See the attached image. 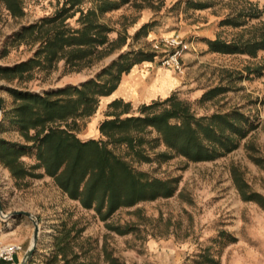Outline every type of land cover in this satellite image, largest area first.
<instances>
[{"label": "rangeland", "instance_id": "rangeland-1", "mask_svg": "<svg viewBox=\"0 0 264 264\" xmlns=\"http://www.w3.org/2000/svg\"><path fill=\"white\" fill-rule=\"evenodd\" d=\"M189 1L131 0L119 10L107 13L101 21L114 29L109 34L110 43L119 38H125L126 43L116 46L118 48L92 67L77 71L67 68L65 61H61L50 72L35 69L22 77L0 74V138L33 147L21 158L28 167L37 164L36 149L34 142H27L18 129L4 119L5 112L18 104L9 89L45 95L68 86H79L95 79L120 55L141 49L154 52L157 65L163 68L161 60L165 54L162 51L171 49L156 50L154 45L175 36L189 44V51L182 58L184 74L171 69L185 80L170 96L187 102L197 117L240 110L256 126L237 150L214 161L198 163L188 161L158 142L159 136L154 130L144 134L147 140L144 150L151 162L138 160L126 145L110 143L109 148L136 171L146 173L150 178L178 179L179 183L173 197L122 208L106 222L93 209H84L78 201L71 200L52 178H30L25 183L27 178L14 179L0 163V184L2 181L11 184L13 180L12 188L38 195L42 200L40 208L47 213L43 224L45 232L41 242L39 237L33 256H37V264H63L61 257L56 261L53 258L57 253V240L69 232L71 239L79 231L82 232L71 245L74 251L84 253L81 261L88 263L110 264L104 256V249H107L118 264H264V210L257 202L243 200L232 176V169L238 168L250 185L247 193L264 197V51L250 57L212 52L209 47V42L218 38L231 42L241 36L248 39L252 33L261 31L264 28V0H195L194 3L207 5L203 9L192 8ZM64 2L23 0L26 15L13 18L0 1V67H14L35 56L40 46L35 41L36 34L26 35L22 40H16L14 35L44 17L54 15ZM94 3V0H83L80 7L86 11ZM244 11H252L256 18H238ZM79 16L77 14L68 21L73 28L80 27ZM228 18L239 20L243 26L223 25ZM145 25L146 29L137 36ZM217 88L222 92L205 98V94ZM166 99L141 105L122 100L131 105L130 114L123 118L139 116L138 109L142 105ZM111 103L103 104L101 98L94 116L76 120L73 129L80 139L106 141L99 126L113 118L110 116L114 113V109L109 108ZM162 109L164 107H159L158 111ZM166 155L170 159H164ZM36 173L43 174L44 170L39 169ZM255 199L259 201L260 198L256 196ZM9 207L20 208L12 200ZM68 211L71 214L67 216ZM48 221L51 224L48 225ZM109 226L132 230L121 236L110 231ZM31 245L32 241L28 249ZM72 256L70 252L69 258Z\"/></svg>", "mask_w": 264, "mask_h": 264}, {"label": "trees", "instance_id": "trees-1", "mask_svg": "<svg viewBox=\"0 0 264 264\" xmlns=\"http://www.w3.org/2000/svg\"><path fill=\"white\" fill-rule=\"evenodd\" d=\"M0 1L13 18L26 15L23 0ZM82 1L65 0L54 15L44 17L16 33V40L36 34L35 41L40 44L39 49L28 61L14 67H0V74L22 77L35 69L50 72L61 61H65L67 68L81 71L110 55L118 48L116 46L125 45V38L110 43L109 34L114 29L101 19L107 13L129 4L131 0H94V6L86 11L80 7ZM194 1H189L194 9L207 6ZM77 14L80 15L77 20L80 27L73 28L68 21ZM241 17L256 18V15L252 11H244L238 15V18ZM222 24L243 26V23L233 18L224 20ZM146 26L141 28L137 36ZM209 47L212 52L221 54L256 57L259 51H264V28L252 33L248 39L241 36L228 42L218 38L210 41ZM156 56L154 52L142 49L127 52L95 79L45 95L9 89L18 104L5 112L4 119L9 120L27 142H34L37 164L28 167L21 160L33 147L1 138L0 163L16 180L44 176L52 178L71 200L78 201L84 209H93L104 222L122 208H133L141 202L173 197L178 189V179L150 178L146 173L136 171L108 145H126L138 160L151 162V157L144 150L147 143L144 134L154 130L159 136L158 142L161 141L172 152L188 161H214L237 150L241 142L256 129L249 117L240 110L197 117L187 102L172 95L163 102L142 105L138 109L139 116L124 118V115L130 114L131 105L122 100L113 101L109 105V108L114 109L110 115L113 118L103 121L99 126V132L106 141L82 140L73 129L77 119H88L96 114L101 98L115 92L123 74L145 61L153 62ZM219 92L222 89H214L205 94V98ZM159 107L164 109L158 111ZM70 120L74 122L73 125L68 123ZM64 123L67 125L63 126ZM164 159H170V156L166 155ZM39 169H43L44 173L37 174ZM232 176L243 200L257 202L264 210V197L254 192L247 193L250 185L245 181L243 173L233 168ZM256 196H259V201L255 199ZM109 230L124 236L132 229L109 226ZM78 233L70 239L69 232L57 240L54 260L61 257L63 264H97L81 261L84 253L73 250L71 242L76 240ZM70 252L73 253L72 258H69ZM104 256L110 264H118V260L107 249H104Z\"/></svg>", "mask_w": 264, "mask_h": 264}, {"label": "crops", "instance_id": "crops-1", "mask_svg": "<svg viewBox=\"0 0 264 264\" xmlns=\"http://www.w3.org/2000/svg\"><path fill=\"white\" fill-rule=\"evenodd\" d=\"M184 80V77L176 74L171 69L158 66L155 60L153 62L145 61L134 66L128 74H124L117 90L110 96L103 98L102 101L103 104H109L115 100H123L136 105L147 104L159 98H168L174 91L182 87ZM29 180L31 179L27 178L24 182L28 183ZM2 182L0 184L2 185L0 186V197L3 212L9 215L17 212L30 213L34 219L41 223V242L42 234L45 232L43 224L46 222L45 218H47L46 211L40 208L41 198L35 194H28L27 191H18L17 188H12L13 180H11V184L7 181ZM32 185H36V183ZM30 192L32 193V189ZM11 200L15 201L20 208L9 207ZM70 214L71 211L70 213L69 211L65 213L67 216ZM61 222L63 223V221ZM47 224L51 223L48 221ZM33 234L34 222L30 217L13 215L9 219H3L0 216V239L6 243L21 244L25 248V250L16 255L15 264L22 263L32 241ZM46 255L49 256V254ZM35 261H37V256L33 257L29 264H37Z\"/></svg>", "mask_w": 264, "mask_h": 264}, {"label": "built area", "instance_id": "built-area-1", "mask_svg": "<svg viewBox=\"0 0 264 264\" xmlns=\"http://www.w3.org/2000/svg\"><path fill=\"white\" fill-rule=\"evenodd\" d=\"M162 47L171 49V51H162V53L165 55L161 60V64L166 68L174 69L179 74H184V65L182 64V58L185 53L189 51V44L182 40L180 37L175 36L162 39L159 43H156L154 45V48L156 50H161ZM7 215L9 214H5V216ZM23 250L24 248L21 244L6 243L0 239V263L4 262L8 264H15L16 255Z\"/></svg>", "mask_w": 264, "mask_h": 264}, {"label": "water", "instance_id": "water-1", "mask_svg": "<svg viewBox=\"0 0 264 264\" xmlns=\"http://www.w3.org/2000/svg\"><path fill=\"white\" fill-rule=\"evenodd\" d=\"M0 214H1L3 219H9L13 215H25L27 217H30L33 220V222H34V234H33V237H32V245L27 250L22 263H20V264H29V262L31 261V259L34 256V254L36 252V249H37V246H38L39 237H40V229H41L40 224L38 223L37 220H35L33 218V216L30 213H27V212H17V213H14L12 215L5 216V214L3 212V209H2L1 203H0Z\"/></svg>", "mask_w": 264, "mask_h": 264}]
</instances>
